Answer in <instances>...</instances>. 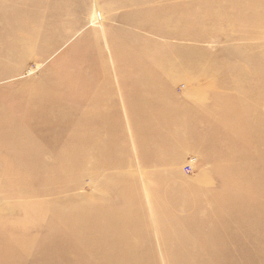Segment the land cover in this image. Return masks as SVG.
Listing matches in <instances>:
<instances>
[{"label": "rangeland", "instance_id": "1", "mask_svg": "<svg viewBox=\"0 0 264 264\" xmlns=\"http://www.w3.org/2000/svg\"><path fill=\"white\" fill-rule=\"evenodd\" d=\"M0 264H264V0H0Z\"/></svg>", "mask_w": 264, "mask_h": 264}, {"label": "crops", "instance_id": "2", "mask_svg": "<svg viewBox=\"0 0 264 264\" xmlns=\"http://www.w3.org/2000/svg\"><path fill=\"white\" fill-rule=\"evenodd\" d=\"M160 72L163 73L164 71H155L153 73H150L149 76H157L158 74H161ZM146 73L143 72L142 74H138L137 76L140 78V80H136L134 82V86L132 87L127 86L128 90L126 88L124 89V95H122V99L120 98V103H123V118H125L126 120H132L130 121V123L132 124L133 122L135 125H151V123H172L180 121V102L176 99L177 96L175 94V100L171 99L173 96V94L171 95V90H173L172 87L168 83H161L163 79H160L159 85L151 83V80H146L145 78H143V76H147ZM94 96L97 95H91L90 100H88L87 98L84 100L81 96L78 105L88 106L92 103L93 107H95L96 105H98L97 101H100V99H95ZM101 102L103 103V105H106L105 102L108 103L109 100L102 99ZM110 108L111 107L106 106V109H108V111L117 110L119 112L120 110V108L118 107H113L112 109ZM183 112L185 113V111ZM117 116L120 120L122 119L120 118L119 113ZM106 118H110L112 120L114 119L112 117V114H108Z\"/></svg>", "mask_w": 264, "mask_h": 264}, {"label": "built area", "instance_id": "3", "mask_svg": "<svg viewBox=\"0 0 264 264\" xmlns=\"http://www.w3.org/2000/svg\"><path fill=\"white\" fill-rule=\"evenodd\" d=\"M190 160L191 161L186 164V171L187 172H191L194 169V162H195V160H193V159H190Z\"/></svg>", "mask_w": 264, "mask_h": 264}, {"label": "bare ground", "instance_id": "4", "mask_svg": "<svg viewBox=\"0 0 264 264\" xmlns=\"http://www.w3.org/2000/svg\"><path fill=\"white\" fill-rule=\"evenodd\" d=\"M8 7V6H7ZM149 21V20H148ZM148 21H146L145 23H148ZM163 33V32H162ZM74 198H76V197H74ZM74 198L72 199V200H74ZM106 226V225H105ZM106 228H108V227H106ZM81 231H83V229L81 230ZM120 240V239H119ZM131 250V249H130ZM133 253V252H132ZM131 252H130V255L132 254Z\"/></svg>", "mask_w": 264, "mask_h": 264}]
</instances>
